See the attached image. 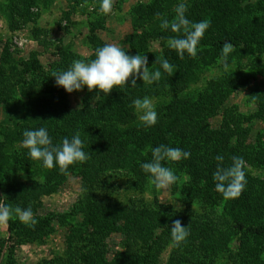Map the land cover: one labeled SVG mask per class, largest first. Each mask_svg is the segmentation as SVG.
Here are the masks:
<instances>
[{
    "label": "trees",
    "instance_id": "16d2710c",
    "mask_svg": "<svg viewBox=\"0 0 264 264\" xmlns=\"http://www.w3.org/2000/svg\"><path fill=\"white\" fill-rule=\"evenodd\" d=\"M71 2L73 5L64 11L68 22L74 5L81 0ZM180 2L152 0L147 9H137L145 32L142 37H131L129 49H124L128 55H141L151 40L159 42L161 56H146V66L151 72L159 70L160 80L146 84L137 79L135 88L129 80L126 86L113 88L108 95L97 90L89 92L85 86L87 94L77 108L71 106L68 93L56 86L51 73L67 70L73 60L81 59L78 54L58 44L52 53L55 59L44 65L35 53L27 59L17 57L5 43L0 55L1 203L22 209L31 207L38 221L33 228L19 220H9L8 239L18 245L32 239L40 241L52 232V222L56 220L68 226L66 251L56 258V264H158L168 244L172 246L168 264H215L220 260L222 264H264V176L252 175L247 169V165L264 167L263 135L250 141L246 126L252 120L264 124V88L258 86L251 91L255 111L248 115L231 106L219 112L236 86L252 76L244 73L242 67L237 73L210 81L198 97L181 95L183 87L197 79L201 68L220 59L225 42L234 46L229 60H238L243 67L250 64L264 74L260 59L264 53V0H186V18L191 22L209 19L211 26L197 46V56L192 58L185 53L182 59L167 44L177 34L162 30L157 17L161 13L171 21ZM37 5L38 0H10L4 13L10 29L35 23L36 14L30 8ZM102 25L103 19L90 23L86 38L93 46V54L88 61L95 58L98 47L105 45L98 35ZM32 35L39 45L49 44L42 31L33 28ZM252 55L256 56L250 59ZM162 59L173 65L172 75L163 70ZM246 59L251 61L244 65ZM168 85L175 97L158 102L157 123L143 126L132 101L159 96L169 89ZM216 116L220 119L214 127L209 119ZM40 127L47 129L54 145L65 137L71 139L79 130L83 150L90 158L83 164L69 166L67 175L61 174L58 167H43L42 161L32 160L28 149L22 147L23 132ZM161 144L190 152L188 159L162 162L177 176L185 177L181 188L184 207L172 209L157 199L144 202L138 197L127 202L114 200L106 191L116 187L113 179L123 178L129 190L143 193L150 175L140 165L150 162L151 150ZM217 155L224 157L223 167L231 166L234 156L245 161L247 183L238 198L225 200L215 189ZM24 166L37 171L42 182L34 180L28 184L15 179L14 168ZM69 175L79 177L83 190L73 207L62 213L38 212L42 196L58 190ZM175 187L176 183L171 185L172 190ZM174 220H180L189 231L179 247L173 246L170 235ZM115 232L122 240L119 249L107 257L106 239ZM7 242L6 237L0 238V252ZM230 244L236 247L235 251Z\"/></svg>",
    "mask_w": 264,
    "mask_h": 264
},
{
    "label": "rangeland",
    "instance_id": "374dc122",
    "mask_svg": "<svg viewBox=\"0 0 264 264\" xmlns=\"http://www.w3.org/2000/svg\"><path fill=\"white\" fill-rule=\"evenodd\" d=\"M10 0H0V55L2 49L7 43L10 50L13 51L19 58L27 59L32 53L37 54V58L42 64L46 65L54 56L52 53L55 45H63L69 48L74 53L78 54L82 60L88 62V58L93 54V46L89 44L87 35L90 29V23L98 19H103V25L98 30V35L103 39L105 44H116L123 49H129V40L134 35L142 37L144 28H142L143 21L139 20L137 9L141 7L146 8L152 4V0H113L112 11L104 14L100 10L101 0H81L78 5H74V10L70 13V21L64 18V11L68 10L72 0H38L37 6L30 8L31 13L36 16L35 23L20 24L19 28L15 30L10 29V24L4 16L7 5ZM73 5V4H72ZM36 8V10L34 9ZM147 9V8H146ZM69 27L65 30L64 27ZM35 28L46 34V40L49 44L39 45L33 38L32 29ZM162 46L157 41L151 40L146 48V51L141 55L160 57ZM252 55L250 59L255 58ZM55 59V58H54ZM242 62L244 65L250 63L251 60ZM260 59L264 63V53ZM231 68L228 72L223 71L220 59L215 63L207 64L201 68L196 74L197 79L185 85L181 90V95L195 96L204 93V90L209 86L210 81L216 80L225 74H234L240 71L241 67L244 73H250L252 76L245 84H238L231 92L228 98L221 104L222 108L235 107L241 113L252 114L255 111V104L251 101L250 93L256 87L264 88V74L258 73L257 69L251 68V65L243 67L238 60L230 59ZM151 72V71H150ZM169 87V89L167 88ZM164 93L156 97H149L153 104L158 102H167L170 98L175 97L173 88L168 85ZM87 94V90L83 88L80 91H73L68 93L69 102L72 107H79L82 98ZM140 115V113H138ZM220 116L210 118V123L217 127ZM250 130L249 140H255L259 134L263 135L262 140L264 144V124L261 121L252 120L246 125ZM248 171L252 175L264 176L263 168H253L247 165ZM15 179L18 181L31 184L34 180L42 182V178L34 169L27 167H15ZM185 180L184 175L178 176L175 189L171 186L167 189H156L154 185L150 184V180L145 184L143 193L135 194L128 189L127 184L123 178H118L114 183V189H107V193L114 197V200L127 202L132 197L142 198L144 202H153L157 199L160 203L169 206L172 209H182L184 207L183 194L181 193L182 184ZM111 188V187H110ZM81 181L79 177L69 175L67 180L55 192L42 196V205L38 208L40 213H62L69 211L77 202L81 195ZM0 198L4 199V194L0 191ZM13 208L17 207L11 204ZM35 218V215H34ZM13 219L19 220L14 217ZM9 223L7 225H0V238H5L8 242L0 252V264H56V258L63 256L66 251V233L68 231L67 224L61 225L54 220L52 222L53 230L45 235L40 241L27 240L21 242L19 245L13 240L8 239L10 236ZM122 236L118 233H112L107 239L108 253L107 257H111L113 252L119 249ZM11 246L13 248L11 249ZM10 247V251H9ZM171 244H168L163 249L159 256L158 264H168V257L171 250ZM230 247L235 251L236 247L230 244ZM55 260V261H54ZM65 264V263H62ZM215 264H222V260Z\"/></svg>",
    "mask_w": 264,
    "mask_h": 264
},
{
    "label": "clouds",
    "instance_id": "9594fccd",
    "mask_svg": "<svg viewBox=\"0 0 264 264\" xmlns=\"http://www.w3.org/2000/svg\"><path fill=\"white\" fill-rule=\"evenodd\" d=\"M113 0H101L100 10L104 14L112 11ZM188 4L186 0L175 7V16L170 21L161 13L157 17L161 19L160 28L170 29L177 34L167 40L168 47L176 51L182 59L187 53L190 57L197 56V46L205 32L211 26L209 19L199 22H191L186 18ZM234 46L225 42L222 47L220 63L223 71L228 72L231 68L229 63L230 53ZM148 60L144 55H128L126 51L116 44H105L95 50V58L88 62L85 60H73L67 70H57L51 73L55 78L56 86L62 87L67 93L80 91L85 86L89 92L97 90L108 95L113 88L126 86L131 80V87H136L137 79L146 84L159 81L161 72L149 71ZM163 70L170 75L173 74V65L167 59L160 61ZM255 102V96H251ZM136 112L140 113L139 121L145 127H151L157 123V112L152 100L145 96L142 99H134L131 105ZM22 147L28 149L29 157L34 161H42L43 167L52 169L58 167L61 174L67 175L69 166L76 163H85L90 156L84 148V141L81 139L79 130L71 137H65L58 144H53L48 131L44 127L36 130H25L23 132ZM152 159L140 165L143 172L150 175V184L156 189H167L175 184L178 176L174 171L164 166L162 162H179L182 159L190 158V152L180 148L159 145L151 150ZM216 171L213 174L215 189L221 193L225 200L238 198L247 183L244 171L245 161L242 157H232V164L223 167L224 157L217 155ZM203 183V182H202ZM83 191V190H82ZM18 218L21 223L28 227H35L37 220L34 218L31 207L22 209L13 208L11 205L0 203V225H7L9 220ZM171 240L174 247H179L189 236L187 227L182 226L180 220H174L170 228Z\"/></svg>",
    "mask_w": 264,
    "mask_h": 264
},
{
    "label": "built area",
    "instance_id": "2783aa9c",
    "mask_svg": "<svg viewBox=\"0 0 264 264\" xmlns=\"http://www.w3.org/2000/svg\"><path fill=\"white\" fill-rule=\"evenodd\" d=\"M36 10V8H34Z\"/></svg>",
    "mask_w": 264,
    "mask_h": 264
}]
</instances>
